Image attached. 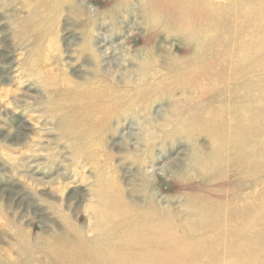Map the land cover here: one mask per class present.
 Instances as JSON below:
<instances>
[{
  "label": "rangeland",
  "instance_id": "rangeland-1",
  "mask_svg": "<svg viewBox=\"0 0 264 264\" xmlns=\"http://www.w3.org/2000/svg\"><path fill=\"white\" fill-rule=\"evenodd\" d=\"M194 1L171 0L150 23L148 0H0V263L18 264L20 235L40 251L74 241L115 250L146 215L194 242L213 228L195 206L264 187V159L246 172L230 159L261 150L264 136L244 125L217 164L203 122L264 112V0ZM233 1L248 3L251 25ZM235 50H251L248 60ZM87 93L103 117L82 138L66 116ZM106 186L128 208L108 224L97 210Z\"/></svg>",
  "mask_w": 264,
  "mask_h": 264
},
{
  "label": "bare ground",
  "instance_id": "bare-ground-1",
  "mask_svg": "<svg viewBox=\"0 0 264 264\" xmlns=\"http://www.w3.org/2000/svg\"><path fill=\"white\" fill-rule=\"evenodd\" d=\"M194 3L196 1L191 0L188 5L194 8ZM170 4L171 0H148L149 22L153 23L152 16L154 12H159L161 7ZM238 4L239 2H232V5H234L233 10L237 12L243 9L241 14L246 18V26L251 25L248 3L240 9H238ZM168 7L165 10L172 12L171 7ZM171 17L175 19L176 15L172 12ZM189 28V26H185L187 31ZM200 33L201 31L197 29L194 34L189 36L191 39L197 38V40H200ZM238 42L242 41L239 40ZM250 53L251 50H235L233 53L234 60H248ZM200 69L189 66L185 70L192 74L193 79L196 81L198 77L203 76V73H199ZM93 96L94 94L87 93L80 99L78 98L79 101L85 100L87 102L77 105L78 110H71V113L66 116L67 119L77 122V124L68 125L69 128L67 127V129L70 133L73 132L76 135L80 133L79 136L83 138V136L86 137L96 129V123L103 117V112L98 108L100 107L98 104L95 105L92 102ZM251 107L253 108V103L246 104V110ZM203 115V122L211 131L217 146L214 163L224 164L226 162L221 157L220 146L229 143L234 144L239 141L244 135L242 130L244 125L254 127L264 136V112L255 110L250 116L244 113L236 122L227 117V121L222 125L217 124L213 117L214 112H206ZM79 123L87 129L81 128ZM260 158L264 159V141L259 151L250 149L245 152V150L239 148L230 155V159L243 172L249 171V164ZM103 192V201L97 209L100 214L98 218L101 217L102 222L108 217L117 219L128 213V208L118 199L110 186H106ZM149 209H146V212ZM193 210L203 218L206 216L205 222H213L212 231L208 234L205 233L194 242L175 236L171 223L165 217L155 218V216L149 215L148 217L146 215V219L135 218L128 224L130 228L128 231L134 232V236L132 238L128 237L123 244L119 243L115 250H108L109 245L105 248V244L101 243L98 246V248L100 247L99 251H91L83 246L81 241H79V244L74 241L71 245L49 244L50 246L46 247V251H40L37 248L36 241L20 235L18 242L20 256L17 262L18 264H186L185 261H188L187 264H264V187L252 196L242 195L237 200L227 204L206 202L195 206ZM144 214L147 213L144 212ZM124 225L126 226V224ZM120 226V223L113 225L117 229ZM111 242L112 239L109 243ZM0 264L4 263L1 262Z\"/></svg>",
  "mask_w": 264,
  "mask_h": 264
}]
</instances>
